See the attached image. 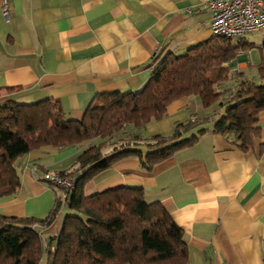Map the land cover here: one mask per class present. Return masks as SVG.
<instances>
[{"label": "crops", "instance_id": "crops-1", "mask_svg": "<svg viewBox=\"0 0 264 264\" xmlns=\"http://www.w3.org/2000/svg\"><path fill=\"white\" fill-rule=\"evenodd\" d=\"M205 1L10 0L5 17L0 0V104L49 99L59 102L65 117L80 119L96 95L137 90L166 53L211 40ZM239 51L237 58L244 54ZM250 65L235 61L231 70L248 76ZM217 110L204 108L196 95L172 101L162 119L141 128V140L126 144L144 155L150 137L171 135L193 115L211 122L200 125L205 131L197 141L150 170L137 156L119 160L87 182L84 192L142 187L145 201L160 202L182 229L184 264H264V108L258 114L260 134L248 151L212 131ZM89 144L43 145L18 156L13 166L19 186L0 197V217L49 215L55 191L43 173L71 172ZM60 216L37 227L43 239L58 232Z\"/></svg>", "mask_w": 264, "mask_h": 264}, {"label": "trees", "instance_id": "trees-1", "mask_svg": "<svg viewBox=\"0 0 264 264\" xmlns=\"http://www.w3.org/2000/svg\"><path fill=\"white\" fill-rule=\"evenodd\" d=\"M233 40L213 35L181 53H166L139 89L96 95L80 119L65 117L59 102L49 99L0 104V197L19 186L13 166L18 156L43 145L62 148L90 141L76 157L75 169L60 173L72 176L74 186L67 191L53 188L49 215L0 217V264H38L44 253L46 264H184L188 250L182 229L160 202L145 201L142 187L119 186L89 195L84 187L119 160L137 156L140 166L150 170L197 141L206 117L178 123L169 136L153 135L144 155L126 144L141 140L140 130L149 120L162 119L172 101L188 95H196L204 108L215 105L221 110L213 132L243 151L251 149L264 108V40L257 82L239 69L231 70L240 62L236 52L241 49V41ZM197 126L196 133L182 137ZM107 147L111 149L105 152ZM62 205L66 210L58 232L43 239L37 227L51 224Z\"/></svg>", "mask_w": 264, "mask_h": 264}, {"label": "built area", "instance_id": "built-area-1", "mask_svg": "<svg viewBox=\"0 0 264 264\" xmlns=\"http://www.w3.org/2000/svg\"><path fill=\"white\" fill-rule=\"evenodd\" d=\"M9 1L1 0L5 17H8ZM205 7L209 12V28L214 36L238 38L264 30V0H206ZM194 119L195 115L191 117V120ZM42 180L58 190L67 191L74 186V178L70 175L44 172Z\"/></svg>", "mask_w": 264, "mask_h": 264}, {"label": "rangeland", "instance_id": "rangeland-1", "mask_svg": "<svg viewBox=\"0 0 264 264\" xmlns=\"http://www.w3.org/2000/svg\"><path fill=\"white\" fill-rule=\"evenodd\" d=\"M238 39L241 41L240 48L243 50V53H244L238 59L240 61L246 60L247 62L251 64L249 68H246L247 70L246 74L248 75V77H250L251 79L257 82L258 74H257L256 65L259 63L260 58H261L260 45L262 41L264 40V30L247 33L242 38H234L233 41L237 42ZM249 54H250V57H249ZM227 85H230V83L228 82ZM220 112H221L220 109L219 111L218 110L215 111V113L213 114L214 117L212 118H216ZM203 124L206 126L207 124H211V122L206 121V122H203ZM65 210H66V207L62 205L61 211H60L61 216L62 214L65 213ZM46 261H47L46 254L44 253L38 264H46Z\"/></svg>", "mask_w": 264, "mask_h": 264}]
</instances>
